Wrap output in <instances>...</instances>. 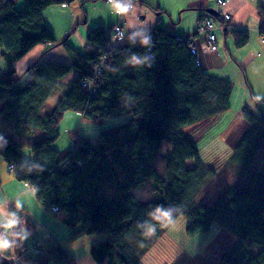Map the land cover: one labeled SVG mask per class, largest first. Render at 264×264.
<instances>
[{
	"label": "trees",
	"instance_id": "obj_1",
	"mask_svg": "<svg viewBox=\"0 0 264 264\" xmlns=\"http://www.w3.org/2000/svg\"><path fill=\"white\" fill-rule=\"evenodd\" d=\"M55 3L26 0L17 10L16 1L0 0V53L9 69L31 50L50 47L27 66L33 74L27 84H19L23 72L10 69L0 76V155L14 167L16 179L28 183L47 211L58 209L53 213L76 231L74 239L106 236L90 248L96 264H143L153 245L151 234L158 235L180 216L188 218L190 236L207 233L214 224L234 236L220 264H264V166L260 172L252 168L257 153L264 151V114L259 118L246 109L241 115L244 132L228 145L247 170V182L230 186L211 203H198L206 174L217 172L205 167L186 131L231 110V82L206 73L187 45L159 27L147 33L153 36L151 56L148 35L111 44L103 27L88 33L83 51L69 45L72 34L58 43L43 19ZM258 9L264 38V5ZM233 33L239 48L249 43L244 32ZM60 46L71 63L43 61ZM133 57L141 63L135 64ZM74 71L77 77L63 82ZM90 81L95 82L93 91L84 87ZM59 88L64 95L46 110ZM261 102L256 101L260 112ZM69 111L94 122L119 116L129 120L101 130L96 143L82 137L75 151L61 156L54 145ZM36 132L38 140L28 144L32 159L27 160L22 141ZM164 142L171 146L166 153ZM162 212L171 218L160 216ZM16 242V255L24 258L25 248L18 238ZM34 261L75 264L55 245L46 246Z\"/></svg>",
	"mask_w": 264,
	"mask_h": 264
},
{
	"label": "crops",
	"instance_id": "obj_2",
	"mask_svg": "<svg viewBox=\"0 0 264 264\" xmlns=\"http://www.w3.org/2000/svg\"><path fill=\"white\" fill-rule=\"evenodd\" d=\"M57 1L58 3H61L63 8L72 9V11H69L71 13V18L62 14V12L58 13L56 16L57 8H50L49 6V8L43 13V19L58 43H62V41L72 34L69 38V45L79 51H83V47L86 44V36L90 31L97 27H103L106 29L107 36L110 37L113 34L114 25L116 23H120L124 26L125 31L126 38L119 41L115 40L114 42L120 45L125 44L127 40L136 41L137 39L143 38L147 33H151L158 27L177 37H186L189 36V34H194V48L191 49V52L196 55L201 69L209 75H214L230 81V74L236 73V64H238L241 67L242 72L245 74V80L250 84L251 96L247 97V95H245L243 101L239 102L238 108L232 107L235 105L236 100L234 101L231 99V110L226 113L225 116L218 118L216 121H235L236 117L237 119L241 118L242 113L246 109H248L252 115L259 118L264 114L262 109L263 105L259 104L262 109L261 112H259L258 106L256 105V97H259L258 101L264 99V43L261 40L262 37H260L259 27L261 20H259L258 15V8L264 5V0H225L226 4L223 7H219L216 0H137L134 11L126 14L122 18L113 13L110 4L107 3L106 0ZM121 1L124 2L128 0ZM72 2L75 3L71 4ZM63 4L66 6H63ZM92 4L98 5V7L95 6L93 9L95 12L89 14L88 7ZM210 9L218 12V14L214 16V22L216 23H221L220 20L222 16L220 11H224L231 16V22L229 23L231 26L230 30H224L222 28L214 30L217 38V46L212 52L209 50L207 37L204 35L199 36L196 33L200 19L202 17H207ZM83 14L86 15L87 20L81 23L80 18ZM233 31L244 32L247 34L249 36V43L242 48H239L236 45L235 33H233ZM48 48L50 47L41 45L20 62L24 63L26 66L31 65V63H33L37 57H41ZM43 61L71 63L67 50H65L63 46L51 49L45 54ZM17 68L18 66H15V69ZM238 74L240 82L239 71ZM76 77L77 72L74 71V73L64 79L63 82L69 83ZM82 118L84 119V116ZM76 119L78 118L76 117ZM112 119H116V121H113L112 126H119L127 123L129 117L121 116V118L114 117ZM84 120L81 122L80 126H76L75 129L80 127L81 131H84ZM230 125L231 124L226 126V128L222 129L219 133L220 138L224 139V141L226 139L229 145L233 144L236 139L235 133L230 132L231 134H227L228 131L224 133ZM73 129L74 128H67L68 134L71 135V130ZM82 137L83 135L80 136V139ZM62 139L63 136L54 145V147L60 152L61 156L67 155L66 153L76 150L79 141H76L73 147H71V142L67 144V137L64 140ZM31 141L32 140H30V142ZM97 141L98 138H96L95 141L91 140L93 143H96ZM219 147L224 148V145ZM208 148L210 147H206V149ZM203 152L204 151H201V153ZM26 155L28 159H32L31 154L26 153ZM3 161L4 159L0 155V186L1 188H4L8 185L9 188L15 191V194L10 197L13 200V204L8 201L9 199L3 204L0 203V219L6 216L8 207L13 206L14 212L18 213L21 218L20 228L26 229L27 237L33 235L32 232L38 230V227L40 226L44 229L46 228L49 233V235H46V241L43 240L42 243H38L36 240L32 239V242L27 246L25 244L26 239L24 238V233L20 232L18 244L19 247L25 248V253L22 254L25 255V257L21 258L19 255H16V242L13 251L15 258L19 260L17 264H21V262L26 264H36L34 261L36 257H27L29 251L35 254L32 250L35 243L40 244L42 249H45V243H48L47 246H61L66 253H68V257L74 259L75 264H96L89 255L85 253L84 256H81L77 251L78 248L83 245L87 252L88 250L90 252L92 245L101 241L100 237H97L99 235L92 234V236H83L81 238L82 241H84L82 245L71 248L68 247V243L71 241H79V239L73 238L74 231L72 229L69 230L60 219H57L56 216V219L48 217L45 221L41 220L38 223L34 218V213L35 211L43 212V204L36 198L34 190L30 188L28 183L16 179L15 173L13 178L4 176L6 170L5 166H2ZM17 202H19L22 207L17 208ZM13 210L11 209V212H13ZM18 230L19 229H15L14 231ZM29 246L31 247L29 248Z\"/></svg>",
	"mask_w": 264,
	"mask_h": 264
},
{
	"label": "rangeland",
	"instance_id": "obj_3",
	"mask_svg": "<svg viewBox=\"0 0 264 264\" xmlns=\"http://www.w3.org/2000/svg\"><path fill=\"white\" fill-rule=\"evenodd\" d=\"M14 1L17 2L15 7L17 10L24 8L26 0H14ZM74 3L75 2H72L71 4ZM63 6L66 5L63 4ZM95 6L98 7V5L95 4H92L88 7L89 14L95 12L93 11ZM51 7L57 8L56 16L58 15V13L62 12V14L71 18V13L69 11H72V9L70 10V8H63L61 3H55L53 5H50V8ZM85 20H87V17L85 14H83L80 18V21L82 23L85 22ZM33 50H31L30 53ZM38 58L39 57H37L36 59ZM22 59L20 61H22ZM20 61L15 64L16 66H18L17 69L14 70L15 65L10 67V69L16 71L17 74L23 72L24 75L22 76L19 84H27L33 78V74L31 73L32 71H29L27 66ZM236 66H237V70H236L237 74L236 73L230 74V81L234 85L231 99H233L234 101L236 100L235 105L232 106L234 108H238L239 102L243 101L245 95H247V97L251 96L250 95L251 88L249 86L250 84L247 83V81L245 80L244 78L245 74L244 72H242L241 67L238 64H236ZM10 69L8 68V65L6 64L5 60L3 59L0 53V76H3L4 75L3 73L7 72ZM238 71L240 73V82H239ZM64 91L65 89L59 88L58 90L53 92V96L48 100L47 103L48 105L46 106V110L47 109L50 110V108L54 107L57 101L64 95ZM260 104L263 105L262 109L264 112V103L261 102ZM76 117L78 119H76ZM82 117L83 115L80 113H74L69 111L66 113L65 118L60 123L59 130L63 136L62 140H64L67 137L68 138L67 144L71 142L70 144L71 147H73L76 141L77 142L79 141L81 135H83L85 139L90 138L91 140L95 141L96 138H99L100 135L99 133L101 130L108 129L110 127L120 126V125L112 126L113 121H116V119H112L113 117L108 118V120L104 122H94L88 119L84 120ZM116 118H121V117L119 116ZM217 119L218 118H216L215 120H205L204 122L197 124L194 127L187 129L186 131L187 135L191 138V140L197 143L196 145L198 146V148L200 150L202 149L201 151H204L201 154L205 167L207 166L208 168H212L217 172L216 176L211 177V175L208 173L205 176V180H204L205 187L200 197L197 198L198 203L204 205L214 201L220 194L223 193V191L228 189L230 186L239 184L241 182L243 183L247 182L246 181L247 170L245 169V167H243L242 161L240 159L234 158L235 157L234 151H232V149L229 148L228 146L229 144L226 141V139L224 141V139L220 138L219 136V133L222 131V129L226 128V126H228L229 124L231 125L228 127V129H226L224 133H226L227 131H228L227 134H231V133L237 134L240 132L243 133L244 122H242L243 121L242 118L237 119V117L235 121L233 120L216 121ZM83 120L85 122L84 131H81L80 127L75 129L76 126H80ZM67 128H74L73 130H71V135L68 134ZM16 139L20 140L18 138ZM30 140H32L33 142L38 140V132L34 133L33 135L27 136V138H24L23 141L21 140L23 143L21 146V152L24 155V158L27 160L30 159H28L26 153L32 155L31 148H29L28 146V144L33 143L32 141L30 142ZM223 145L224 148L219 147ZM206 147H210V148L206 149ZM168 150H171V146L167 142H164L163 152L166 153V151ZM255 159H256L255 164L253 165L252 168L253 170H257L260 172L263 170V166H264V151L263 150L259 151ZM3 165L5 166V170H6L4 176L13 178L15 170H10L5 160L2 163V166ZM14 192L15 191L9 188L8 185L7 187L5 186L4 188H1L0 186V203L3 204L9 199L8 201L11 202V204H13L12 203L13 200L10 197H12L15 194ZM42 210L43 212L35 211L34 213V218L38 221V223L41 220L45 221V219H47L48 217H52L56 219L52 211L50 210L47 211L45 208ZM188 223H189L188 218H186L185 216H180L174 223L170 225H166V227L162 229L163 231L162 230L159 231L158 235L153 232L151 234L152 243H153L152 248H150L147 255L141 259L142 263L143 264H220L221 254L226 250L230 249L235 243L234 236L230 235L228 231H226V229H224L221 225L219 226L216 224H214L213 228L209 230V232L207 233L199 234L196 236H190L186 232ZM47 231L48 230L46 228L44 229L41 226L38 227V230L32 232L33 235L28 236L26 238L25 244L28 246V244L32 242V239L36 240V242L38 243L39 242L42 243L43 240L46 241L45 240L47 239L46 235L47 234L49 235ZM73 231L74 233L76 232L75 230ZM97 237H100L101 240L100 242H102L106 238L105 235H99ZM79 241H82V239L81 240L79 239ZM79 241L78 240H76L75 242L71 241L70 243H68V247L71 248L74 246H80L82 245V243H84V241L82 242ZM47 245L48 243H45V246ZM31 246H29V248ZM254 249H260V248L255 247L253 248V250ZM7 250H3V251L6 252ZM253 250H251L252 253H254ZM77 252H79L81 256H84V254L86 253L91 257V252H89V250L87 252V250L84 248L83 245L78 248ZM29 256L36 257V254H33L32 252L29 251L27 257ZM21 264H26V263L21 262Z\"/></svg>",
	"mask_w": 264,
	"mask_h": 264
},
{
	"label": "built area",
	"instance_id": "obj_4",
	"mask_svg": "<svg viewBox=\"0 0 264 264\" xmlns=\"http://www.w3.org/2000/svg\"><path fill=\"white\" fill-rule=\"evenodd\" d=\"M217 3H218V6L220 7H223L225 4H226V1L225 0H216ZM106 2L108 3V0H106ZM136 2L137 0H128V1H121L122 4H126L129 6V13H132L135 9V6H136ZM220 14L222 16L220 22L221 23H216L214 22L215 20L213 19V17L210 15H207V17H202L199 21V27H198V30H197V35H204L207 37V41H208V44H209V50L212 52L216 49V46H217V38H216V34L214 33V30L216 29H224V30H230L231 26L229 25V23L231 22L230 19H231V16L229 14H226L224 11H220ZM120 18L124 17V16H119ZM148 35V53L147 55H150L151 56V52L153 50V36H151L150 34H147ZM126 38L125 37V31H124V26H122L120 23H116L114 25V29H113V34L110 36V39L112 41L111 44H113L115 42V40H122ZM194 39H195V36L194 34H189V36H186V37H182V36H179V37H176V40L177 42L179 43H183L185 45H187V47L189 49H192L194 48ZM262 41L264 43V38H262ZM94 81H90V82H85L84 83V87L85 86H89L91 87L90 90L93 91V85H94ZM9 169L10 170H14V167L13 166H9ZM11 209L13 210L14 207L13 206H10L8 207V212H11ZM58 209L57 208H52V211L55 213V212H58L57 211ZM7 212V213H8ZM11 219L10 216H5L4 218L0 219V220H3V219ZM14 229H10L9 232L11 233L12 231H14ZM15 239V238H14ZM36 244V245H35ZM33 245L34 248H32L33 252L36 254V256H40L41 253H42V247L40 246V244H37L35 243ZM13 248H9L8 251L10 250L11 252V255H14V251H13ZM16 262L18 263L19 260L16 259Z\"/></svg>",
	"mask_w": 264,
	"mask_h": 264
},
{
	"label": "clouds",
	"instance_id": "obj_5",
	"mask_svg": "<svg viewBox=\"0 0 264 264\" xmlns=\"http://www.w3.org/2000/svg\"><path fill=\"white\" fill-rule=\"evenodd\" d=\"M108 3L110 4L113 13L117 16H125L129 12V6L126 4H122L121 0H108ZM133 62L137 65L141 63V61L136 60L135 57H133ZM256 100L258 101L259 97H256ZM41 171H43V169H41ZM16 207L20 208L22 207V205L17 202ZM157 211H159V208L157 209ZM6 216H10L12 218L0 220V250H7L9 248H12L15 244L14 238H18L20 232L24 233L25 239L27 238L26 229L20 228L21 218L19 217L18 213L8 212L6 213ZM160 216L171 218V214L168 212H162L160 213ZM14 228L19 230L12 231L10 233L9 230ZM149 231H154V228H149Z\"/></svg>",
	"mask_w": 264,
	"mask_h": 264
},
{
	"label": "water",
	"instance_id": "obj_6",
	"mask_svg": "<svg viewBox=\"0 0 264 264\" xmlns=\"http://www.w3.org/2000/svg\"><path fill=\"white\" fill-rule=\"evenodd\" d=\"M209 15H214L216 16L218 14L217 11H213L210 9L208 11ZM0 264H17L16 260L13 257L5 256L2 251L0 250Z\"/></svg>",
	"mask_w": 264,
	"mask_h": 264
}]
</instances>
